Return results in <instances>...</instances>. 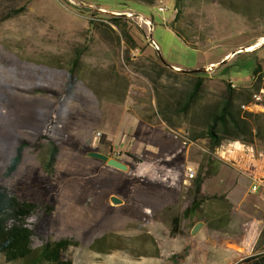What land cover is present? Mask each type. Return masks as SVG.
Wrapping results in <instances>:
<instances>
[{
  "label": "rangeland",
  "instance_id": "obj_1",
  "mask_svg": "<svg viewBox=\"0 0 264 264\" xmlns=\"http://www.w3.org/2000/svg\"><path fill=\"white\" fill-rule=\"evenodd\" d=\"M0 35V185L26 202L56 198L51 238L78 243L73 264H241L264 253V193L231 194L221 178L207 188L230 167L222 161L169 158L172 144L194 141L210 153L206 141L226 129L178 128L199 93L194 106H164L171 90L185 101L182 73L198 61L234 55L224 69L235 80L261 70L264 46L247 49L264 41V0H0ZM40 254L36 241L28 259L0 264H51Z\"/></svg>",
  "mask_w": 264,
  "mask_h": 264
},
{
  "label": "crops",
  "instance_id": "obj_2",
  "mask_svg": "<svg viewBox=\"0 0 264 264\" xmlns=\"http://www.w3.org/2000/svg\"><path fill=\"white\" fill-rule=\"evenodd\" d=\"M263 46L264 43L252 52L256 53ZM227 53L221 55L217 63H211L210 60L201 63L198 61L193 67H184L188 68L189 71L182 73L180 85V88H183L181 90L187 95L185 101H179L182 96L176 95L177 93L171 90L170 94L172 95L164 100V106L174 107L182 102L184 106L187 104L194 106L195 104L192 101L196 98V93L201 95L200 99L204 101L201 102V105L200 102L198 103L201 110L199 108L198 112H194L195 110L186 109L185 114L182 111L178 112V116H180L179 125L181 126L178 128L191 130V137H194L197 135V129H201L202 126H207V129L212 127L214 119L220 116L221 109L227 104L225 109L229 118L225 120L223 126L217 127L219 132L224 128L226 129V137L224 140L222 138L218 139L216 143L206 141L207 145L211 147L210 153L206 151V154H204L202 152L203 145L194 141L188 150H181L179 144H172L173 147L176 146L177 148L168 150V154L169 158L174 161L184 162L190 159H200L201 157L202 161L208 157L213 162L219 163L222 161L227 166L230 165L229 168L225 167L219 173L208 176L206 187L210 188L216 184V178L225 179L226 185L224 188H229L231 194L237 195L242 191L246 192L253 181L264 173V127L260 126V124L264 125V95L260 101H257L254 97L263 85V78L259 74L263 73L264 75V66L259 63L260 70L256 68L257 65L251 64L235 80L228 73L229 70L224 69V66L227 68L232 59L227 58L230 55ZM210 64H215L214 66L211 65L214 68L211 69L212 72H197L198 68H209ZM232 121H235L236 125ZM235 126L237 127L236 130L242 135L239 139L231 137L234 134L233 128ZM206 135H208V130ZM191 154L196 157L187 159Z\"/></svg>",
  "mask_w": 264,
  "mask_h": 264
},
{
  "label": "trees",
  "instance_id": "obj_3",
  "mask_svg": "<svg viewBox=\"0 0 264 264\" xmlns=\"http://www.w3.org/2000/svg\"><path fill=\"white\" fill-rule=\"evenodd\" d=\"M177 36L187 47L192 46L180 33ZM226 106L227 104L221 109L220 116L214 119L212 129L223 126L229 118ZM232 122L236 125L235 121ZM21 162L19 152L12 159L7 175L16 172ZM56 203L55 197H51L46 204L22 201L8 187L0 185V255L9 256L11 262L28 259L34 251V243L39 241L43 261L51 264H73L67 256L78 243L71 238L59 241L51 238L52 214ZM198 209L199 204L195 203L185 214L188 216ZM173 264H180L178 258L174 259ZM241 264H264V253L245 259Z\"/></svg>",
  "mask_w": 264,
  "mask_h": 264
},
{
  "label": "built area",
  "instance_id": "obj_4",
  "mask_svg": "<svg viewBox=\"0 0 264 264\" xmlns=\"http://www.w3.org/2000/svg\"><path fill=\"white\" fill-rule=\"evenodd\" d=\"M160 11L165 12V9L161 8ZM153 45L155 46L156 49L159 50V46L156 43L153 42ZM261 87H262V94H260L259 96H254L257 101L262 100V97L264 95V75H263V85ZM188 177L190 179L195 178V173L192 169H188ZM249 193L251 195H263L264 193V173L253 181L252 185L249 188Z\"/></svg>",
  "mask_w": 264,
  "mask_h": 264
},
{
  "label": "water",
  "instance_id": "obj_5",
  "mask_svg": "<svg viewBox=\"0 0 264 264\" xmlns=\"http://www.w3.org/2000/svg\"><path fill=\"white\" fill-rule=\"evenodd\" d=\"M109 165L114 167V168H117V169H126V165L118 160H115V159H111L109 160ZM203 227V223H198L194 229H193V234H196L201 228Z\"/></svg>",
  "mask_w": 264,
  "mask_h": 264
},
{
  "label": "bare ground",
  "instance_id": "obj_6",
  "mask_svg": "<svg viewBox=\"0 0 264 264\" xmlns=\"http://www.w3.org/2000/svg\"><path fill=\"white\" fill-rule=\"evenodd\" d=\"M8 30L12 31L11 28H8ZM16 34H18V33H16ZM20 34H23V32H20ZM2 39H3V38H2V36L0 35V41H1ZM263 43H264V41H262L261 43H257V44L254 45L253 47L247 49V52H252V51H254L255 49L259 48V47L261 46V44H263ZM232 57H234V55H229L227 58L229 59V58H232ZM262 78H263V76H262ZM260 94H262V87H260L259 92H256L254 96H259Z\"/></svg>",
  "mask_w": 264,
  "mask_h": 264
}]
</instances>
